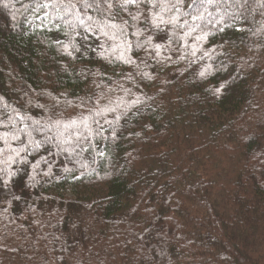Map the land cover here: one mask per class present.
I'll use <instances>...</instances> for the list:
<instances>
[{"label": "trees", "instance_id": "trees-1", "mask_svg": "<svg viewBox=\"0 0 264 264\" xmlns=\"http://www.w3.org/2000/svg\"><path fill=\"white\" fill-rule=\"evenodd\" d=\"M36 3H0V134L27 143L33 121L43 139L57 118L115 111L74 151L0 155V264H264V0L208 6L195 57L133 48L135 64L101 58L110 41Z\"/></svg>", "mask_w": 264, "mask_h": 264}, {"label": "snow or ice", "instance_id": "snow-or-ice-1", "mask_svg": "<svg viewBox=\"0 0 264 264\" xmlns=\"http://www.w3.org/2000/svg\"><path fill=\"white\" fill-rule=\"evenodd\" d=\"M2 3V0H0ZM219 6V0H37V9H52L58 16L62 13L66 19L67 28L75 33L76 29H82L81 38L88 39V35L96 32L99 36L105 38L106 42H111L108 48L100 45L101 51L98 53L101 58L107 59L110 63L119 61L124 64H135V60L128 55L133 48H142L149 55L155 52V57H159L162 51H178L181 47L185 52L195 57L199 51L198 45L203 43L211 35V32L206 30L208 25L212 23L208 17L213 13L209 12L208 6ZM4 7H9L7 3ZM89 9H94L97 13L96 17L88 14ZM187 9V10H186ZM47 16V13H46ZM134 29V31H129ZM222 30V29H221ZM145 33L148 35L145 37ZM166 33L167 45L155 43L154 37L156 34ZM129 35L137 37L135 43L129 41ZM144 37V39H140ZM189 38L192 42L189 43ZM175 45V47H172ZM69 46L79 52V48L72 43L71 39L68 45H64V51L71 56ZM207 56V51L204 52ZM186 58L181 56L180 59ZM171 60V57H167ZM207 74L202 71L200 76L203 78ZM147 78H151L147 73L143 74ZM226 85H221V88ZM217 93L220 89L215 90ZM89 115H80L78 119L70 120L63 123L59 118L52 121L56 127L54 135H45L43 139L32 138V132L39 134L44 133V127L40 121H33L28 127L31 131L25 132L24 139H21L20 134L13 127L3 125L5 131L0 134V143L5 145L0 148V155L7 154L5 163L15 164L17 162L27 164V159L23 156L24 153L37 151L43 144H51L55 142V146L61 152L74 151L73 143L82 144L90 139L93 133L90 120L94 121L100 129H103V124L96 120V116H103L104 113L114 112L115 109H96L93 112L88 110ZM118 120L119 117H116ZM105 123L111 124V121L105 120ZM49 131L51 129L49 128ZM11 141H19V146L13 147L9 144ZM51 154V153H49ZM47 163V161H45ZM39 166V161L33 168ZM14 175L13 172H7L10 178ZM8 180L0 178V186L6 185Z\"/></svg>", "mask_w": 264, "mask_h": 264}]
</instances>
